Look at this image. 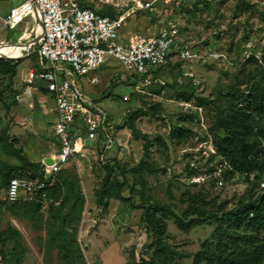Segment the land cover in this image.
Masks as SVG:
<instances>
[{"label":"rangeland","instance_id":"obj_1","mask_svg":"<svg viewBox=\"0 0 264 264\" xmlns=\"http://www.w3.org/2000/svg\"><path fill=\"white\" fill-rule=\"evenodd\" d=\"M80 4L88 3L94 9L111 8L116 13L122 12L131 0H119L115 5L106 0H77ZM201 2L204 8L195 16L183 14L178 17L183 36L195 47L215 49L222 53L221 57L209 63L192 60L170 58L155 73L165 83L158 81L147 88L141 96L124 99L126 93H133L132 81L127 80L130 72L115 57H109L101 68L105 84L92 86L84 80L81 84L91 96L99 97L101 104L108 108L115 120L116 145L110 158L125 161L129 186L133 184V168L144 157L146 149L151 162H155L157 172L152 175L144 171L151 186V195L159 202L172 208V213L164 216L166 231L157 238L148 230L142 221V208L133 206L141 203L142 197L132 193L130 188L122 189L121 197L111 196L109 204L104 207L96 200L95 191L102 186L105 168L99 159V145L86 140L79 164L69 163L68 173L74 172L87 196L82 219L79 224L78 240L89 264H193L194 254L200 249L202 242L210 237L214 224L204 222L182 230L176 223L175 214L185 207L181 202L182 192L186 189L195 191L198 186L187 183L181 175V150L190 143L178 142L171 137L170 131L176 124L190 125L195 133L202 134L204 125L211 122V99L222 104L226 99L221 94L245 79L250 71L264 68V0H207ZM6 15V11L1 16ZM35 13L27 18H35ZM24 20L9 32L21 30ZM158 23L152 15L145 11H136L127 19L123 34L149 36L157 32ZM3 29L0 27V34ZM26 53V52H24ZM29 58L23 63L28 68ZM193 76L188 75L189 72ZM100 72V70H99ZM243 86V85H242ZM192 95L187 100L180 94ZM197 96L202 97L204 104L197 106ZM221 96V97H220ZM207 105V106H206ZM200 107L202 110H200ZM134 109H142L146 113L138 116L134 123L139 133L136 135L129 125L128 115ZM17 115L18 121L23 117ZM204 120H203V119ZM203 120V121H202ZM54 123L49 125V142L43 147L48 149L49 143L57 142ZM204 123V124H203ZM35 131V126L28 125ZM233 130H241L239 123L229 126ZM198 137V136H195ZM166 142V146L158 141ZM153 141L147 146L146 140ZM197 138L193 139V144ZM39 139L37 135L30 138L27 150L29 156L36 153ZM90 145V146H89ZM56 146H52L56 150ZM96 148L97 150H93ZM109 158V159H110ZM230 176V175H228ZM138 189L139 185L136 186ZM210 203L231 206L247 189V182L239 175L224 179L223 185L214 183L205 185ZM7 186L0 187V198L6 199ZM105 200L107 197L104 198ZM215 199L214 201H212ZM49 200L43 201V219L32 221L27 217H19L4 210L0 217V229L8 223L15 225L22 234L26 246L23 264H61L57 257V249L50 263L46 262L43 240L47 233V209Z\"/></svg>","mask_w":264,"mask_h":264},{"label":"trees","instance_id":"obj_2","mask_svg":"<svg viewBox=\"0 0 264 264\" xmlns=\"http://www.w3.org/2000/svg\"><path fill=\"white\" fill-rule=\"evenodd\" d=\"M202 1L208 4L207 0H196L193 6L185 8L184 12L195 16L198 11L204 9L200 5ZM84 4L86 3H81ZM98 11L113 17L120 13L111 8ZM32 53L38 61L37 46L32 48ZM21 62L22 59L0 58V72L13 77L17 74ZM142 94L136 92L132 93V96L139 97ZM180 96L187 100L192 97L186 93ZM221 96L226 99L225 104L218 99L207 102L208 105H213L209 111L211 122L202 134L195 133L192 127L186 124L174 125L170 134L183 143H192L194 138L204 139L210 134L217 152L231 166L225 178L239 175L247 182V189L231 206L216 203L215 199H211L214 201L211 204L205 185L198 186L195 191L186 189L181 195V202L185 207L180 210V214H175L176 223L182 230H189L204 222L214 224L210 237L202 242L200 249L194 254L193 264H264V68L248 72L245 79L233 84L228 92ZM203 101L202 97L197 96V106H202ZM15 102L16 95L13 101L5 102V105L10 108ZM144 113L146 111L142 109H134L128 115L129 125L136 135L139 131L134 121ZM236 123H239L241 130L229 128ZM158 141L166 146L163 139L158 138ZM146 144V147L152 146L153 141L147 139ZM3 155L17 158L18 164H11ZM145 157L133 168L134 181L130 187L125 161L117 157L102 160L105 174L102 186L95 191V196L99 203L107 207L108 198L121 197L125 187L130 188L133 194H140L142 202L133 206L142 208V221L146 228L160 238L166 231L164 216L173 211L169 205L157 201L151 195L148 177L143 176V173L146 171L154 175L157 166L154 161H150L147 149ZM21 170H30L29 176L44 178L42 163L29 160L21 148L15 147V139H11L9 125H3L0 118V187H8L12 176L24 174ZM67 170L68 168L64 167L48 179L51 185L47 188L48 229L43 240L44 257L46 262L50 263L54 249H57L61 264H89L78 240L79 224L87 196L76 174L68 173ZM137 185L140 186L139 189ZM43 201L39 199L9 202L0 198V217L6 210L13 215L38 221L44 217ZM25 256L26 246L20 230L8 223L5 228L0 229V264H23Z\"/></svg>","mask_w":264,"mask_h":264},{"label":"built area","instance_id":"obj_3","mask_svg":"<svg viewBox=\"0 0 264 264\" xmlns=\"http://www.w3.org/2000/svg\"><path fill=\"white\" fill-rule=\"evenodd\" d=\"M106 1L119 4V0ZM195 1L131 0L125 10L113 17L77 0H22L0 17L9 28L33 12L40 17L39 68L32 69L25 78L26 93L31 96L33 89L39 87L36 81H42V87L54 97L57 112L54 123L57 148L50 154L51 162H42L44 178L29 176L30 170L12 176L6 193L9 202L46 201L51 185L48 179L69 163L79 164V157L84 156L83 149L88 145L86 140L98 143L101 160H108L105 153L116 145L115 120L99 97L89 95L81 85L84 80L92 86L105 84L101 68L107 58H117L130 72L127 80L132 81L133 93H145L156 81L165 83L155 70L173 56L201 63L221 57L222 53L215 49L195 47L182 34L178 17L186 14L184 9L192 7ZM136 11H145L157 21L155 34H123L128 17ZM188 75L193 73L190 71ZM123 97L130 99L132 93ZM181 159V175L192 185L221 186L231 169L217 152L210 134L183 147Z\"/></svg>","mask_w":264,"mask_h":264},{"label":"crops","instance_id":"obj_4","mask_svg":"<svg viewBox=\"0 0 264 264\" xmlns=\"http://www.w3.org/2000/svg\"><path fill=\"white\" fill-rule=\"evenodd\" d=\"M22 0H0V17L3 11H6V14L9 12L10 8L13 5L20 3ZM35 18L24 17L21 21L24 23V27L21 30L9 32V27H6L2 24L0 20V27L3 31L0 34V42H11V43H23L33 39L39 31V21L38 15L36 12ZM31 13V14H33ZM5 16V15H4ZM29 16V15H28ZM20 21V22H21ZM19 22V23H20ZM18 23V24H19ZM18 24L16 26H18ZM15 26V27H16ZM13 27V28H15ZM15 45L10 44H0L1 48H8ZM37 45H33L28 48L23 46L18 49H13L8 52L0 53V56L6 57H17L23 55L22 62L18 67V72L15 76L11 77L7 73L0 72V118L2 119L3 125H9V133L11 139H15V147L21 148L24 152V155L33 162H43L50 158V154L54 151L52 146H56L57 142L49 143L48 149L43 147L46 145L47 141L49 142V125L53 124L57 119V112L55 107V101L52 93L47 91L43 86L42 81H36V84L39 87L33 89L32 95L29 96L26 93L27 82L25 78L32 69H38V61L34 59L32 48ZM26 52V53H24ZM29 58L28 68L22 66V63ZM16 95V102L8 108L5 105L10 101L14 100ZM23 113V118L18 121L17 115ZM35 126V131L29 128V124ZM33 135H37L39 139L38 148H36V153L29 156L27 150L32 151L28 148L30 138ZM90 146V145H89ZM27 149V150H26ZM114 148L105 153V155L110 158V154H113ZM3 157L10 162L11 164H18L19 160L15 157ZM99 159L100 155H99ZM102 161V160H101ZM80 163V162H79ZM68 166V165H67ZM66 166V167H67Z\"/></svg>","mask_w":264,"mask_h":264},{"label":"water","instance_id":"obj_5","mask_svg":"<svg viewBox=\"0 0 264 264\" xmlns=\"http://www.w3.org/2000/svg\"><path fill=\"white\" fill-rule=\"evenodd\" d=\"M38 21H39V24L41 25V19H40V17H38ZM40 38H41L40 34L37 33V35H36L33 39H31V40H29V41H27V42H23V43H11V42H6V41H4V42H0V44L26 45L28 48H30V47H32L33 45H37V44L39 43V41H40ZM22 57H23V55H21V56H17V57H6V56H0V58H5V59H15V60L20 59V58H22ZM47 162H51V158L47 159Z\"/></svg>","mask_w":264,"mask_h":264},{"label":"bare ground","instance_id":"obj_6","mask_svg":"<svg viewBox=\"0 0 264 264\" xmlns=\"http://www.w3.org/2000/svg\"><path fill=\"white\" fill-rule=\"evenodd\" d=\"M41 32V31H40ZM23 46H26V45H15V46H12V47H8V48H1L0 47V53H4V52H8V51H11L13 49H18V48H21Z\"/></svg>","mask_w":264,"mask_h":264}]
</instances>
